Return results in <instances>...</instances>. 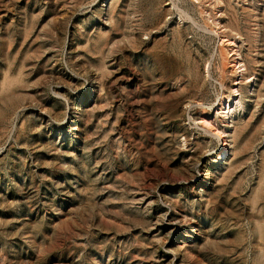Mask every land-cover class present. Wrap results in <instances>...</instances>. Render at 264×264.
Segmentation results:
<instances>
[{
  "label": "rangeland",
  "instance_id": "1",
  "mask_svg": "<svg viewBox=\"0 0 264 264\" xmlns=\"http://www.w3.org/2000/svg\"><path fill=\"white\" fill-rule=\"evenodd\" d=\"M0 264H264V0H0Z\"/></svg>",
  "mask_w": 264,
  "mask_h": 264
},
{
  "label": "bare ground",
  "instance_id": "2",
  "mask_svg": "<svg viewBox=\"0 0 264 264\" xmlns=\"http://www.w3.org/2000/svg\"><path fill=\"white\" fill-rule=\"evenodd\" d=\"M106 0H104L105 2ZM109 0H107V3ZM217 21V20H216ZM220 26V23H218ZM214 23V28L216 31H219L216 28V25ZM225 27L224 25L220 26V28ZM228 28V27H227ZM235 28L231 27L230 30L234 31ZM236 30V29H235ZM222 34V33H220ZM223 37H221L222 39ZM224 40V39H222ZM226 44L232 46V55H235L234 59L231 62V66L234 68V70L237 72V76L239 77L242 75V73L245 71V68L242 64V60L240 57V54L237 52V49L234 47L235 43L231 38L225 39ZM238 82L232 83L228 93L223 92L216 100V107H215V116L214 115H209L206 111L203 112L200 116V118L195 122L199 123L201 125H204L208 130L209 134H212L214 137L218 139H223L225 137H229V128L232 126V124H229L230 121L233 119V115L237 109L243 108L242 102L240 98H238L239 89H238ZM238 92V93H237ZM213 116V118H212ZM215 117L216 120L218 121L215 123ZM231 120L229 121V119ZM225 140V139H224ZM222 140L220 144L224 148L225 146H228Z\"/></svg>",
  "mask_w": 264,
  "mask_h": 264
}]
</instances>
